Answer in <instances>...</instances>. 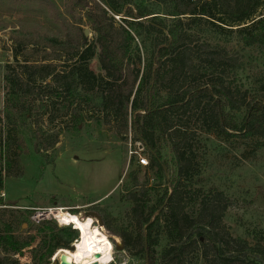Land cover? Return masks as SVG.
Here are the masks:
<instances>
[{
	"label": "trees",
	"instance_id": "trees-1",
	"mask_svg": "<svg viewBox=\"0 0 264 264\" xmlns=\"http://www.w3.org/2000/svg\"><path fill=\"white\" fill-rule=\"evenodd\" d=\"M171 1L177 9L167 11L165 18L170 20H165L161 12L136 0H0V31L11 28L20 69L6 67L8 100L0 119L6 122L8 136L30 134L42 145L45 134L36 126L45 121L52 98L96 92L104 121L125 139L132 129L135 141L149 153L147 167L156 168L159 179L170 165L157 136L166 137L176 161L169 187L154 206L148 205L147 189L140 198L133 196L132 212L139 226L135 234H119L125 248L140 247L145 264H185L193 253L206 264H264V246L233 237L225 225L231 201L223 192L194 190L197 207L189 208L191 191L185 181L194 171L195 155L182 147L188 132L199 129L225 138L237 132L264 143V82L261 94L249 99L244 93L239 99L232 87L242 65L239 55H229L208 40L195 43L183 19L191 18L194 28L202 21L237 26L247 46H264V13H260L264 4L262 0ZM8 14L19 15L13 26L3 19ZM19 55L24 58L19 60ZM96 56L99 73L90 67ZM242 108L245 116L235 123V112ZM74 116L78 123L85 120L77 110ZM192 126L195 129L189 131ZM3 188L1 176L0 192ZM7 206L0 199V239L6 253L33 246L36 237L30 232L37 231L42 234L39 246L48 245L43 263L51 264L60 249L72 250L80 238L74 227H60L49 219L35 223V210ZM164 238L169 244L159 249Z\"/></svg>",
	"mask_w": 264,
	"mask_h": 264
},
{
	"label": "rangeland",
	"instance_id": "rangeland-1",
	"mask_svg": "<svg viewBox=\"0 0 264 264\" xmlns=\"http://www.w3.org/2000/svg\"><path fill=\"white\" fill-rule=\"evenodd\" d=\"M146 3L150 8L161 12V19L167 11L177 9L175 1L136 0ZM264 4V0H262ZM264 13V6L260 9ZM225 19L227 16L222 15ZM19 15H5L4 21L11 26ZM182 17H188L184 15ZM189 23V33L195 43L203 40L224 48L229 55H239L242 65L236 70L237 81L233 83L235 95L248 94L249 99L261 94L264 82V46H247L238 33L237 26L222 23L212 26L201 22L194 28L191 18H183ZM217 23L221 24L217 21ZM11 28L0 31V115L6 105L7 92L5 76L7 65L18 68L14 56L15 44ZM204 29L205 33L198 32ZM93 39V34H89ZM24 56L19 55L22 60ZM22 62V61H21ZM90 67L100 72L98 56ZM58 97V96H56ZM45 121L38 123L45 134L40 140L30 134L17 132L8 136L7 125L0 119V177L3 176L4 188L0 199L11 208L35 210L33 221L54 220L60 227H74L62 224L57 219V209L79 214L83 219L92 217L96 225L103 229L113 244V260L109 264H145L144 253L140 247L125 248L119 234H135L138 221L133 215L135 202L133 196L141 197L142 191L149 190V207L154 206L169 187L168 181L176 168L174 152L169 141L162 135L157 136L170 171L159 179L156 168L141 167L138 164V151L150 156L137 141L130 129L128 138L117 133V129L107 124L100 112L101 98L94 93L75 94L66 99L52 98ZM84 113L82 123L73 118L74 111ZM198 117V111L194 112ZM246 108L235 112V123L240 124ZM179 119L188 120L186 116ZM78 123V124H77ZM78 125V126H77ZM195 129L194 126H192ZM182 147L191 150L195 157L194 171L190 172L189 185L191 197L189 208H196L194 202L200 189L204 194L212 190L223 192L231 201L224 223L235 238H243L252 245L264 246V143L258 138H244L234 134L225 138L213 130L188 132ZM57 141L54 143V140ZM39 142V145H38ZM45 145V146H44ZM36 146L41 151L36 150ZM134 152V154H133ZM19 174H21L19 176ZM92 213L101 216L103 225ZM36 241L33 246L20 252L6 253L5 243L0 239V264H42L48 245L39 246L41 233L31 231ZM169 241L164 238L159 249L166 247ZM35 251H34V250ZM58 254V253H57ZM51 258L52 263L61 262L58 255ZM44 264V263H43ZM185 264H206L198 253L189 256Z\"/></svg>",
	"mask_w": 264,
	"mask_h": 264
},
{
	"label": "bare ground",
	"instance_id": "bare-ground-1",
	"mask_svg": "<svg viewBox=\"0 0 264 264\" xmlns=\"http://www.w3.org/2000/svg\"><path fill=\"white\" fill-rule=\"evenodd\" d=\"M57 219L62 224L75 225L80 231V238L74 243L75 249H60L62 262L68 264H109L113 260V244L103 229L96 225L92 217L82 218L60 208L55 210Z\"/></svg>",
	"mask_w": 264,
	"mask_h": 264
},
{
	"label": "built area",
	"instance_id": "built-area-1",
	"mask_svg": "<svg viewBox=\"0 0 264 264\" xmlns=\"http://www.w3.org/2000/svg\"><path fill=\"white\" fill-rule=\"evenodd\" d=\"M140 143V142H139ZM142 145V143H140ZM143 146V145H142ZM134 154V152H133ZM135 154L139 155L138 157V164L142 167H147L149 165V159L146 156H143L141 153L138 151H135ZM40 222V221H37Z\"/></svg>",
	"mask_w": 264,
	"mask_h": 264
},
{
	"label": "water",
	"instance_id": "water-1",
	"mask_svg": "<svg viewBox=\"0 0 264 264\" xmlns=\"http://www.w3.org/2000/svg\"><path fill=\"white\" fill-rule=\"evenodd\" d=\"M87 34H88V32H87ZM92 214H93V216H95V217L98 219L99 224H100V225H103V222H102L101 216H100L99 214H97V213H92ZM74 228H76L75 225H74ZM76 229H77V228H76ZM78 230H79V229H78ZM79 232H80V231H79ZM80 235H81V233H80ZM75 246H76V245L73 244V249H72V250L75 249ZM57 253H58V252H57ZM57 253H56V254H57ZM56 254H55V255H56ZM55 264H68V263H66V262H62V261H61V262H59V263H58V262H55Z\"/></svg>",
	"mask_w": 264,
	"mask_h": 264
}]
</instances>
